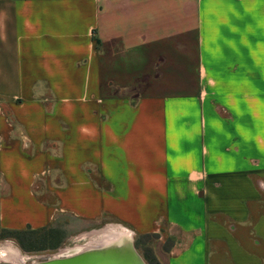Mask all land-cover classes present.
<instances>
[{"label":"crops","instance_id":"0c3cea01","mask_svg":"<svg viewBox=\"0 0 264 264\" xmlns=\"http://www.w3.org/2000/svg\"><path fill=\"white\" fill-rule=\"evenodd\" d=\"M64 219L264 264V0H0V226Z\"/></svg>","mask_w":264,"mask_h":264},{"label":"rangeland","instance_id":"374dc122","mask_svg":"<svg viewBox=\"0 0 264 264\" xmlns=\"http://www.w3.org/2000/svg\"><path fill=\"white\" fill-rule=\"evenodd\" d=\"M106 223L108 222L99 221L97 223H90V222L84 223L83 222V223L76 224V225H70V224H67L66 219H64V220H61L57 224H53L52 226H58L64 232L62 243L55 250L42 249V250H37V251L35 250L25 251L22 248H20L19 245L13 239L0 240V246L9 245L12 248L16 249L18 253L20 254V257L24 264L43 261V260H47L54 256L62 255L61 253L66 251V249L68 248H72L78 251L81 249V246H84V244H88L89 241H92V240L97 241L98 239L100 240L102 236L105 235L104 229L106 228V226H108L106 225ZM95 228L98 230H96ZM97 231L99 232L96 233ZM141 240L143 242V247L146 245L150 247L151 245L150 239H141ZM135 241L136 243H138L140 240L137 239L135 236H132V244L134 248L136 249V251L139 253V255L143 258L142 250L140 249L142 246L140 243H138L136 247ZM75 250L73 252H75ZM0 264H13V261L6 260L0 257Z\"/></svg>","mask_w":264,"mask_h":264},{"label":"trees","instance_id":"16d2710c","mask_svg":"<svg viewBox=\"0 0 264 264\" xmlns=\"http://www.w3.org/2000/svg\"><path fill=\"white\" fill-rule=\"evenodd\" d=\"M63 237L64 232L58 226L47 225L39 228H31L28 226L23 229H7L0 226V240L13 239L25 251L42 249L55 250L61 245ZM154 237L155 235L153 234H144L136 237L140 240L138 243L142 246L140 249L147 264H160L152 254L151 248L148 245L143 247L141 240H152ZM138 243L135 241L136 247Z\"/></svg>","mask_w":264,"mask_h":264},{"label":"water","instance_id":"95a60500","mask_svg":"<svg viewBox=\"0 0 264 264\" xmlns=\"http://www.w3.org/2000/svg\"><path fill=\"white\" fill-rule=\"evenodd\" d=\"M129 249L131 250L121 247H108L103 250L95 248L28 264H143L144 259L136 251L132 242Z\"/></svg>","mask_w":264,"mask_h":264},{"label":"bare ground","instance_id":"6f19581e","mask_svg":"<svg viewBox=\"0 0 264 264\" xmlns=\"http://www.w3.org/2000/svg\"><path fill=\"white\" fill-rule=\"evenodd\" d=\"M119 225L120 224L106 226V228L104 229L105 235H103L100 240L98 239L97 241H95V240L89 241L88 244H84V246H81V249L78 251L95 249V248L103 250V249H106L108 247H112V248H120L121 247L122 249H125V250H131V249H129L131 242H132L131 233L128 229H126L125 227L119 226ZM96 230H98V229H96ZM98 232L99 231H97L96 233H98ZM74 250L75 249L68 248V249H66V251H64L61 254L62 255H70V254L74 253L73 252ZM75 252H76V250H75ZM0 257L3 259H6V260H12L13 264H23L22 259L20 257V254L18 253V251L9 245L0 246ZM143 264H146V262L144 261Z\"/></svg>","mask_w":264,"mask_h":264},{"label":"built area","instance_id":"2783aa9c","mask_svg":"<svg viewBox=\"0 0 264 264\" xmlns=\"http://www.w3.org/2000/svg\"><path fill=\"white\" fill-rule=\"evenodd\" d=\"M55 257V256H54Z\"/></svg>","mask_w":264,"mask_h":264}]
</instances>
